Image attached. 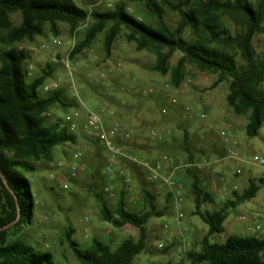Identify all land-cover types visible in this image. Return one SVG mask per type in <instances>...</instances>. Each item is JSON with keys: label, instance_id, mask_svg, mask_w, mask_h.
Returning <instances> with one entry per match:
<instances>
[{"label": "trees", "instance_id": "trees-1", "mask_svg": "<svg viewBox=\"0 0 264 264\" xmlns=\"http://www.w3.org/2000/svg\"><path fill=\"white\" fill-rule=\"evenodd\" d=\"M143 3L156 25L139 20L126 4L114 9L85 10L76 0H0V264H55L49 253L37 251L22 239L10 241L9 226L30 223L35 208L31 181L24 173L37 171L40 162H51L55 148L77 144L78 134L70 132L61 121L49 123V111L59 105L64 109L76 107L64 88L42 93L44 84L52 79L56 65L47 63L41 75L28 77L31 55L17 45L34 43L49 26L54 36L57 27L68 25L71 36H77L87 25L68 55L70 61L89 49L99 35H104L103 48L107 58L114 45L127 31L126 39L134 43L138 52L154 56L152 70L169 78V87L178 90L185 80L187 65L217 77L213 88L229 82L227 103L237 116L248 118L246 134L257 137L264 128V62L253 46L256 35L264 36V2L250 0H127ZM164 9L179 15L176 28L164 21ZM12 14H20L21 23L10 21ZM226 18L241 24V32L233 35ZM234 50V52H233ZM245 64L239 66L236 54ZM175 54L181 57L175 65L170 61ZM58 59L61 60L60 56ZM184 149L192 154L191 136L183 134ZM121 144L123 142H120ZM158 143H161L158 142ZM133 154L145 151L140 144L123 143ZM135 151V152H134ZM192 177L191 192L195 196V215L209 227L199 252L187 253L189 264H264V239L254 236H230L225 242H212L211 237L224 233L229 211L252 201L264 180L252 179L242 193L235 192L218 211H202L212 203L213 196L203 189L198 176ZM124 184V183H123ZM143 208L132 211L127 207L130 197L125 187L120 190L115 208L103 194H96L101 205V217L114 228L127 225L139 230L137 241L126 239L115 250L99 239L88 248L81 247L73 238L74 229L66 231V241L80 264H132L146 249L147 225L152 218H162L166 209H159L157 196L141 188ZM117 198V197H116ZM180 264H187L182 262Z\"/></svg>", "mask_w": 264, "mask_h": 264}, {"label": "rangeland", "instance_id": "rangeland-1", "mask_svg": "<svg viewBox=\"0 0 264 264\" xmlns=\"http://www.w3.org/2000/svg\"><path fill=\"white\" fill-rule=\"evenodd\" d=\"M76 2L89 12L91 9L112 10L117 4L124 3L129 12L139 20L156 25V19L148 14L143 3H131L127 0H76ZM250 2L254 5H263L264 0H250ZM10 21L15 26H19L22 21L20 14H12ZM164 21L167 26L176 28L180 17L164 9ZM225 21L233 35L241 32L242 27L239 22L231 18H226ZM89 24L90 21L83 25L77 36L70 35L66 24L58 25V36H54L47 26L43 36L37 37L34 43L18 44V47L25 48L29 52L31 61L35 65L30 78L41 75L47 63L55 64V75L49 81L52 82L56 77L61 78L62 88L65 89L67 98L73 100V90L62 61L67 60L70 51ZM126 33L127 31H123L117 39L110 58L105 55L102 34L74 61L69 60L81 98L96 111H114L116 119L130 129L139 130L135 138L122 142L129 144L131 150H133L131 145H144L147 156L157 151L158 156L167 154L174 158L179 157L182 163L188 164L191 162L190 156L185 151L183 142V134L188 131L191 136L192 150L199 154L197 164L203 159H212L214 162L206 165L201 171L197 167L188 169L199 177L201 183L202 180L204 181L203 189L211 192L213 197L214 192L211 190L210 181L213 180L212 182L216 183L218 190L226 189L225 202L234 198L233 192L242 193L248 187L250 180H264V166L249 163L254 156L264 160V128L260 130L257 137L247 136L248 118L237 116L227 103L229 82L213 88L217 80L216 76L187 65L185 80L181 87L178 90L172 89L168 85V77H162L152 70L155 63L154 56L147 52H138L135 44L127 41ZM55 38L61 40L63 45L50 44L48 48L41 49L42 44L50 43ZM253 46L257 56L264 62V36L256 35ZM180 57V54H175L170 61L171 65H175ZM236 60L239 66L245 64L238 53ZM149 90L153 93H149ZM173 99H176L178 103L173 104ZM72 109H64L59 105L52 107L49 111V123L61 121ZM164 127H168V131L173 129L175 131L171 145L166 143L168 136L163 130ZM151 129L162 135L161 143L149 138ZM222 134L235 141L234 148L242 158L241 161L225 158L227 154L223 147L229 145L224 143ZM78 138L75 145L68 144L55 148L52 161L38 163L36 172L24 173L31 181L34 195L33 218L30 223L19 227L14 226L15 224L9 226L10 241L22 239L37 251L51 254L55 264H80L66 241L65 234L69 228L74 229L73 238L83 248H88L93 239H99L115 250L126 239L137 241L140 236L139 230L133 226L127 225L117 229L102 219L101 205L96 194L103 193L104 187L110 183V180L107 182L106 177L103 176L106 153L80 133ZM76 151H81L83 154L80 171L76 177H69L66 168L59 171L51 166L56 162L67 165ZM143 154V152L136 153L137 156ZM193 161L195 163V159ZM121 166L126 176L133 180L137 190L134 196L128 198L127 207L135 212L140 211L143 208L141 188L152 189V186H145V183L140 182L135 168L126 161L123 160ZM222 167L224 170L221 177L216 178V170ZM238 167L243 173L239 178H234V172ZM182 170L187 172V169ZM226 177L239 184L236 190L235 186L227 184ZM114 183L115 192L119 195L120 190L124 188L123 180L120 178ZM64 185H67V189ZM117 200L118 196L116 200L109 201L112 208H115ZM225 202L220 205L204 204L202 211H218ZM157 205L159 209L167 211L162 218H152L149 221L146 227V249L134 259L132 264H180L182 262L189 264L187 253L199 252L202 239L209 231V227L195 215V196L192 193L186 196L182 211L184 218L180 224L176 221L177 213L173 199L157 196ZM86 218L90 221H86ZM258 224L262 226L260 231L256 230ZM224 228V233L211 237L212 242L223 243L230 236H254L264 239V184L260 186L255 199L229 211Z\"/></svg>", "mask_w": 264, "mask_h": 264}, {"label": "built area", "instance_id": "built-area-1", "mask_svg": "<svg viewBox=\"0 0 264 264\" xmlns=\"http://www.w3.org/2000/svg\"><path fill=\"white\" fill-rule=\"evenodd\" d=\"M50 44L53 46L63 45L61 40L55 38L50 43H44L40 47L43 50L48 48ZM62 63L67 70V75L70 81L69 84L73 90V98L76 102V107H74L72 111L68 112L64 118L61 119V123L62 125L68 127L70 132L76 134L80 133L83 137L90 139L105 151L106 166L104 173L105 176L109 178L110 183L104 187L103 194L109 199V201L116 200L117 194L115 192L114 181L120 178L123 180L125 190L130 197L137 193L133 180L126 176L124 170L122 169L121 163L124 160L132 167L140 170L142 173L144 172L149 182L161 189H167L170 193H172L177 213L176 221L180 224L184 218V215L182 214L183 199L181 197V191L184 189V184L179 182L173 174H167L166 165H172L174 170L193 168L196 167V165L182 163L179 157L174 158L167 154H161L159 157L155 158L151 155L142 158L130 153L131 151L129 152L128 148L120 142L123 140L129 141L135 138L139 130L130 129L126 124L120 122L116 119L114 111L112 110L99 112L90 107L81 98L77 91V87L74 82L73 68L70 66L69 59L67 58V60H63ZM34 70L35 65H33L32 61H30L28 65L29 78L32 77ZM60 88H62V79L56 77L52 82L48 80L42 87L41 91L42 93H50ZM149 93L153 92L150 91ZM172 103L177 104L178 102L176 99H173ZM203 117L205 116L203 115ZM148 136L152 141L156 142H160L163 139L161 134L153 130ZM222 137L224 143L229 145L227 157L233 161H241L242 158L234 148L235 141L230 139L225 134H222ZM82 159V152L76 151L71 156V160L67 165L63 162H56L52 163L51 166L59 171L66 168L67 175L74 178L80 171V162ZM249 163L252 165L264 166V160L258 156H254L252 161ZM242 173L243 171L241 168H238L235 171V175L237 176L242 175ZM64 188L67 189V185H64ZM240 218L243 219V217ZM86 221H90L89 218H86ZM256 230H262V226L258 224Z\"/></svg>", "mask_w": 264, "mask_h": 264}, {"label": "crops", "instance_id": "crops-1", "mask_svg": "<svg viewBox=\"0 0 264 264\" xmlns=\"http://www.w3.org/2000/svg\"><path fill=\"white\" fill-rule=\"evenodd\" d=\"M147 129H149L148 127H146ZM146 128H144V130H146ZM152 130V129H151ZM163 130H165L166 131V134H167V136H168V138H167V140H166V143H167V145H171V143H172V139L175 137V131H174V129L172 130V131H168V127H164L163 128ZM221 144V143H220ZM225 145V144H224ZM221 146L223 147V145L221 144ZM223 149L225 150V153L227 154V150H228V146L227 147H223ZM141 152V151H140ZM157 151H153L152 152V154H151V156L152 157H159L158 156V154L156 153ZM143 155L142 156H140V157H146L147 156V152H146V154H145V152L143 151ZM188 156H190V161L191 162H189L188 164H195L196 165V167L198 168V170L199 171H201V170H204L203 168L207 165H209V164H213L214 162L212 161V159L211 160H207V159H203L202 161H201V163H199V164H197V162H196V160H198V157H199V154H197V153H195L193 150H192V154H188ZM173 157V156H172ZM225 158H228V157H225ZM224 158V159H225ZM193 159H195V163H194V161H193ZM193 161V162H192ZM216 162H220L219 160H216ZM134 168V167H133ZM166 168H167V174H173V176L179 181V182H181V183H183L184 184V189L181 191V197H182V199H183V203H182V208H184V202H185V198H186V196H188V194H190V193H192L191 192V184H192V180L190 179V178H192L189 174H188V172H186L185 170H174V167L172 166V165H170V164H167L166 165ZM239 168V167H238ZM238 168H236V170L238 169ZM135 170H136V173H137V176H138V180L140 181V182H142V183H145L144 185L145 186H152V189H150L152 192H154V194L156 195V196H160V197H165L166 199H169V198H171V199H173V197H172V193H170L169 192V190H167V189H161V188H159V187H157L156 185H154L153 183H151V182H149L148 181V179H147V177H146V174L143 172H141L140 170H138V169H136L135 168ZM224 170V167H222V168H220V169H217L216 170V175H215V177L217 178H219V177H221V173H222V171ZM104 171H105V168H104V170H103V176L104 177H106L105 176V173H104ZM226 176V175H225ZM206 177H208L207 175H206ZM234 178H239V176H237V175H235V172H234ZM106 179V181L108 182L109 181V179H107V177L105 178ZM203 179V178H202ZM208 179H209V177H208ZM210 179H212V178H210ZM222 179V178H221ZM226 179L228 180L227 181V184H229V185H231V186H235L234 187V189L236 190L237 189V186L239 185V184H237V183H235L233 180H230L228 177H226ZM213 181V180H212ZM212 181H210V184H211V190H212V192H214V197H213V204H215V205H220V204H223V202H225V200H226V195H227V193H226V189H220V190H218L217 188H216V183H214V182H212ZM202 183L204 184V181L202 180ZM249 184V183H248ZM246 189V188H245ZM244 191V190H243ZM211 193V192H210ZM235 192H233V194H234ZM174 201V200H173ZM225 242V241H224Z\"/></svg>", "mask_w": 264, "mask_h": 264}]
</instances>
